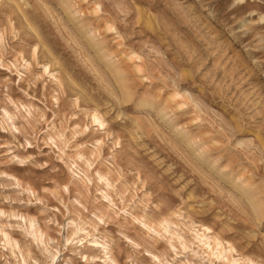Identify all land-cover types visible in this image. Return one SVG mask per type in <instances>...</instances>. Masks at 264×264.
Returning a JSON list of instances; mask_svg holds the SVG:
<instances>
[{
  "label": "rangeland",
  "instance_id": "374dc122",
  "mask_svg": "<svg viewBox=\"0 0 264 264\" xmlns=\"http://www.w3.org/2000/svg\"><path fill=\"white\" fill-rule=\"evenodd\" d=\"M0 264H264V0H0Z\"/></svg>",
  "mask_w": 264,
  "mask_h": 264
},
{
  "label": "bare ground",
  "instance_id": "6f19581e",
  "mask_svg": "<svg viewBox=\"0 0 264 264\" xmlns=\"http://www.w3.org/2000/svg\"><path fill=\"white\" fill-rule=\"evenodd\" d=\"M65 8H66V7H65ZM68 13H70L69 15H71L73 12H72V10H70ZM73 15H74V14H73ZM75 20H76V19H75ZM77 21H78V20H77ZM79 22H80V21H79ZM79 22H77V25L81 23V22H80V23H79ZM77 25H76V26H77ZM81 25H82V24H81ZM81 25H80L79 27H81ZM81 28H82V27H81ZM90 37H92V36H90ZM91 39H92V38H91ZM90 43H91V42H90ZM93 44H94V43H93ZM94 45H95V44H94ZM101 54H102V53H101ZM101 56H104V57L106 56V57H108L107 54H106V55L103 54V55H101ZM106 59H107V58H106Z\"/></svg>",
  "mask_w": 264,
  "mask_h": 264
}]
</instances>
